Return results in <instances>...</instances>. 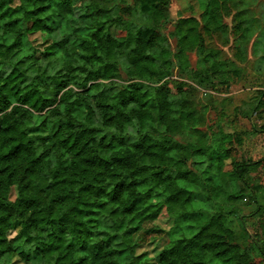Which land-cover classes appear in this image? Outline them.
<instances>
[{
	"label": "trees",
	"instance_id": "obj_1",
	"mask_svg": "<svg viewBox=\"0 0 264 264\" xmlns=\"http://www.w3.org/2000/svg\"><path fill=\"white\" fill-rule=\"evenodd\" d=\"M169 5L0 0V264H119L114 242L132 252L133 236L163 212L173 227L154 264H264V197L253 199L259 231L240 246L228 216L242 195L187 164L203 157L195 165L221 171L228 149L202 130L197 88L238 78L214 43L231 36L244 64L259 21L245 0H200L199 19L174 22ZM121 60L129 79L112 89ZM257 95L254 110L264 111ZM230 167L248 191L252 174L264 177V157Z\"/></svg>",
	"mask_w": 264,
	"mask_h": 264
},
{
	"label": "rangeland",
	"instance_id": "obj_2",
	"mask_svg": "<svg viewBox=\"0 0 264 264\" xmlns=\"http://www.w3.org/2000/svg\"><path fill=\"white\" fill-rule=\"evenodd\" d=\"M129 3L132 0H126ZM200 0H170L169 14L174 22L179 18L193 17L199 19ZM248 4L250 16L259 21L258 31L255 33L250 47H248V59L244 64L236 61L230 50L233 38L229 36V43L220 46L214 43L220 50L219 59L231 61L239 70L238 78L226 86L214 90L197 88L198 100L207 106L208 110L205 117L203 131L213 134L211 141L220 142L225 140V147L228 149V157L223 162L221 171L215 167L208 166V163L195 165L203 162V157H193L189 160L188 167L195 173L212 178L218 185L226 191H234L242 195V199L235 206L236 212L228 216L230 227L234 232L235 242L240 246L251 243V236L257 233L258 223L251 214L256 207L253 202L255 196L264 197V186L261 185L263 176L257 173L251 175L252 191H248L243 184L230 174L231 162L251 163L264 157V111H255L254 107L258 99L257 92L264 91V0H245ZM229 26L230 19H225ZM171 26L164 30L165 36L171 50H174L175 42L169 38ZM112 36L122 39L124 34L116 29L110 30ZM31 40H39L38 35L30 37ZM212 39H207L206 43ZM188 60L192 69H196L198 58L195 52L188 54ZM206 68L209 64L204 65ZM129 67L125 60L119 62L116 78L113 86L117 88L129 79ZM174 81L188 82L186 77H181L174 72ZM227 136V139L224 137ZM103 156L107 153L103 152ZM260 184H259V183ZM257 184V185H255ZM16 191L13 188L9 194V201L14 202ZM242 217V218H240ZM173 227V220L169 219L163 212L156 221L146 222L142 230L133 236L136 244L135 249L130 252L120 241H115L116 250L120 251L117 257L119 264H154L158 253L168 243L167 233ZM14 231L10 233L12 237L18 230V224L13 225ZM4 261L9 264H24L16 259L5 257Z\"/></svg>",
	"mask_w": 264,
	"mask_h": 264
}]
</instances>
